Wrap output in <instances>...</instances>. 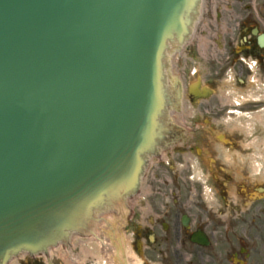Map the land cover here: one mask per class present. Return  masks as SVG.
<instances>
[{
	"label": "water",
	"instance_id": "1",
	"mask_svg": "<svg viewBox=\"0 0 264 264\" xmlns=\"http://www.w3.org/2000/svg\"><path fill=\"white\" fill-rule=\"evenodd\" d=\"M199 0H0V264L86 231L163 137Z\"/></svg>",
	"mask_w": 264,
	"mask_h": 264
},
{
	"label": "rangeland",
	"instance_id": "2",
	"mask_svg": "<svg viewBox=\"0 0 264 264\" xmlns=\"http://www.w3.org/2000/svg\"><path fill=\"white\" fill-rule=\"evenodd\" d=\"M212 4H216L217 21L224 20L226 29L234 27L239 21L233 14L240 13V4H234L232 12L227 3L224 5V0H216ZM241 4L243 6L245 1ZM208 18H211L210 12ZM217 29L210 24L208 38ZM224 57L226 55L221 54L218 60ZM176 61L175 68L184 72L185 84L199 78L216 92L208 102L198 104L195 109L210 108L212 114L221 115L226 107L221 106L217 89L223 86L219 82L226 81L228 68L225 72L220 69L216 73L221 64L201 57L196 50L182 54ZM223 88L226 89L225 86ZM235 116L236 113L233 118ZM214 117L219 120L224 118ZM237 122L247 125L246 129L250 124L248 117H239ZM197 123L203 122L199 120ZM205 129L210 140L200 138L191 149L179 148L170 154L165 152L170 160L168 165L164 158L153 162L144 183L145 192L131 203L133 211L129 225L120 229L127 239L123 245L128 264H264V179L254 180L249 170L252 167L264 171V155L250 149L251 146H245L257 136L263 138L264 132L256 129L247 136L237 133L223 143L215 137V133L224 132V127L211 126L205 121ZM262 138L259 147H264ZM217 144L227 147L232 159H239L238 167L233 169L241 174L238 181L234 180L233 171L226 173L227 168L221 161L217 162L218 154L211 149ZM213 198L215 202H211ZM142 209L149 215L145 216ZM182 215L189 218L187 226L180 223ZM163 223L167 224V228H163ZM140 228L144 230L141 237L136 236ZM197 229L205 231L210 238L207 247L190 242L191 232ZM150 235L153 240L148 243ZM132 239L134 242L131 243ZM137 241L141 243L139 253L133 251ZM60 251L62 254L72 252L69 264H83L84 255L73 247L70 251L60 247L54 249L51 252L54 264H65L60 258ZM36 261L40 263L43 259ZM89 263L92 264V261L86 264ZM100 264L107 263L101 259Z\"/></svg>",
	"mask_w": 264,
	"mask_h": 264
},
{
	"label": "flooded vegetation",
	"instance_id": "3",
	"mask_svg": "<svg viewBox=\"0 0 264 264\" xmlns=\"http://www.w3.org/2000/svg\"><path fill=\"white\" fill-rule=\"evenodd\" d=\"M246 25L248 27L255 25V19L249 12L245 15ZM253 28V27H251ZM251 28L244 34H246L245 43L241 51L245 52L249 56L257 60L259 69L261 71L262 77H264V47H259L257 36L252 35ZM226 46H229L228 42H225Z\"/></svg>",
	"mask_w": 264,
	"mask_h": 264
},
{
	"label": "bare ground",
	"instance_id": "4",
	"mask_svg": "<svg viewBox=\"0 0 264 264\" xmlns=\"http://www.w3.org/2000/svg\"><path fill=\"white\" fill-rule=\"evenodd\" d=\"M107 217H112V216H107ZM107 222L108 223V220H106V218H104V222ZM99 228H100V226H99ZM106 245H105V248L104 249H106ZM104 249L102 250V252L104 253ZM105 252H107L106 250H105ZM108 255H110L109 253H108ZM10 264H12V262H10Z\"/></svg>",
	"mask_w": 264,
	"mask_h": 264
}]
</instances>
